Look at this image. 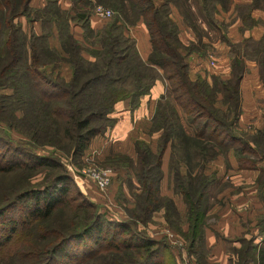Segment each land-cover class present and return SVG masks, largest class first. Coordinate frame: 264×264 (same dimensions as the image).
<instances>
[{"label": "trees", "instance_id": "1", "mask_svg": "<svg viewBox=\"0 0 264 264\" xmlns=\"http://www.w3.org/2000/svg\"><path fill=\"white\" fill-rule=\"evenodd\" d=\"M191 1L198 7L195 15L218 28L216 15L232 2L71 0L72 13L60 8L59 0H45L36 9L31 0H0V89L13 90L9 94L0 93V121L26 136L29 140L26 142L35 144L34 148L56 149L78 159L94 135L115 123L117 100L129 98L134 109L156 80L167 83V91L155 101L150 116L149 131L158 133L156 149L143 138L134 141L138 189L132 195V207L126 209V218L111 221L95 209L92 201L75 195L66 198L70 177L62 171L42 186L23 187L15 193L16 197L30 198L32 207L23 217L25 221L9 218L8 225L1 224L7 228L6 234H0V246L19 232L18 223H26L23 230L29 239L24 246L18 239L19 243L14 244L17 250L1 259L0 264L12 262L13 255L18 254L29 258L25 264H87L99 256L95 251L101 241L111 264H161L169 243L146 233L140 226L144 228L161 206L166 210L165 218L168 209L177 210L172 197L161 196L159 192L167 148L172 191L179 193L186 204L187 228L182 234L187 239L188 251L194 253L202 247L208 187L215 178L213 171H205L209 159L231 150L239 167L252 168L258 159L264 158V121L245 137L238 133L242 130L238 118L240 81L247 69L245 60L256 62L264 86V29L258 38L244 36L234 41L224 33L222 37L229 46V75L191 77L188 55L194 49L204 52L208 44L204 43L202 50L194 48V42L184 47L178 22L172 15L176 9L185 23L194 25ZM95 3L113 11L100 27H93L90 22V9ZM258 3L259 0L234 3L236 16L244 25L261 22L264 26L263 19H255L250 13ZM33 9L37 13L34 20L41 23L40 32L33 27L26 31L16 21L19 15H28ZM140 20L151 45L145 59L135 37L128 32V27ZM74 21L82 23L80 37L72 30ZM54 31L57 45L50 41ZM62 62L70 66L68 77L61 72ZM23 144L0 136V146L4 148L0 152V171L63 167L53 155L38 153ZM252 153L260 158L253 159ZM180 164L185 166L184 173L180 172ZM260 172L256 191L264 201V166ZM161 197L166 201L163 205L159 204ZM10 203L0 205V214ZM60 206L74 207L69 221L54 218L64 215L58 209ZM259 221H264V214ZM241 242L238 264H246L255 256L256 243L247 239ZM257 252L264 264V246ZM196 262L205 263L203 253L196 257Z\"/></svg>", "mask_w": 264, "mask_h": 264}, {"label": "rangeland", "instance_id": "2", "mask_svg": "<svg viewBox=\"0 0 264 264\" xmlns=\"http://www.w3.org/2000/svg\"><path fill=\"white\" fill-rule=\"evenodd\" d=\"M44 1L45 0H31V5L34 9H36L38 7H41L44 4ZM59 3L60 8L66 9L68 10V12L73 13V10L71 9V0H59ZM97 5H101L110 9L109 6L97 3H95L91 7L90 22L93 27H100L103 22H105V20L111 16H105L96 13L94 9ZM191 5L193 7L192 10L194 11L192 12L194 25H189L185 23V21L180 16L179 12L176 10V19L179 21V23L187 26L191 31V38L185 41L182 40V42L184 43V47L186 45H189L188 47H190L192 42H194L193 47L202 50L204 48L203 44H208L204 52L196 51L198 49H194L195 51L188 55V61L191 65L192 71H203L206 75H208V77L213 73L219 74L220 76H224L220 70H222V68L224 67L225 62L227 63L230 59L228 55L229 46L222 37L225 31L227 32V24L224 20L219 19L218 25L220 28H218L217 26L213 27L212 25H207L205 21L201 19V17L195 15V13H197L196 10L198 9L197 4L191 1ZM256 8H259L260 10L264 11L263 0H259V3ZM34 9L31 10L28 15H19L16 18V21L19 22L26 31H29L30 28L33 27L36 32H40L41 23L39 20H34V18L37 16V13ZM231 9L234 10L233 0L229 4V7L227 9H222L219 12L224 11L225 13L229 12L230 14H232ZM228 19H231V16L228 17ZM220 22H222V24L225 23V25H222ZM130 27L131 26L128 27V32L130 36H132L129 30ZM72 30L74 31L75 35L77 34V36L80 37L83 33L82 23L79 21H74L72 23ZM53 37L57 39L56 31H54V34L50 36L51 43H54ZM196 39L199 40L196 41ZM200 41H202L203 43H201ZM218 41H221V43H224L225 45L222 55L219 54V49L216 46ZM67 64L68 63L64 64L61 71L62 74L64 71L67 72V75L65 77H68L71 72L70 66L68 64V69ZM65 66L67 67V69L65 68ZM46 67L49 68L50 65H47ZM256 80L257 79L255 78L254 84ZM160 86L162 88L159 89V92L157 94V87H152L150 89L149 94L142 96L140 99L141 103L143 98L147 97L148 104L142 106V110H144V113H146L147 115H149V113L151 112L150 109H152V104L158 99L157 97L160 96L161 93L167 91L166 81H164V84L160 81ZM12 91V88L9 87L0 89V93L9 94ZM121 99L122 101L119 102V100ZM121 99L117 100L119 102L118 104L116 101V108L113 112V116L116 119L115 123L108 127L105 131L94 135L91 138L87 147L84 149L83 153L80 155V157H78V159H72L69 156L65 155V153L60 152L56 149L50 150V148H48L49 151H46L37 146H35L36 148H34V146L32 145L35 144H33L32 142H30L32 144L26 142L29 141L26 136L14 130L13 128H11V126L7 125L3 121H0V136L8 138L11 142L14 143H25L23 145L26 146V148H29L38 153H49L63 164L62 168L38 167V169L36 170L28 169L27 171L22 169H15L14 171L10 172L0 171V205H6L11 201L10 205L8 206L9 208H7L2 214H0V234H6L5 229L7 228V226H1L2 223L7 224L6 222L9 218L25 221L23 217H25L28 210L32 207V200L30 198H20V196L16 197L15 193L23 187L42 186L47 183L48 178H51L54 174L60 173L62 171H65L70 177L68 182L69 189L66 194V198L75 195L78 198L82 196L83 198L92 201L95 204V209L100 211L108 220L113 221L117 219L126 218V209L132 207V195L138 189L137 180L134 174L137 168L134 141L137 138H143V140L148 142L150 146L152 145L153 150H155L158 141V133L152 132L151 130L149 131V128L151 126V115L146 118L142 116L140 118H137L135 116V114L139 111L140 103L136 108L132 109L130 106L129 98L125 99L126 104L125 100H123L124 98ZM146 114H144V116ZM121 131L125 133L122 136H120L119 134ZM251 131L253 132L254 130L252 128L242 127V130H239L238 133L245 137ZM96 141L99 144H96ZM3 149L4 148L0 146V152L3 151ZM230 151L231 150H228L226 155L220 153L215 155L214 157L210 158L206 164V173L210 171H213L215 173V178L208 187L209 192L208 197L206 199L208 209L205 213L206 224L213 225V223L217 222V219H219V217L221 216V213L219 215L217 214L218 209L221 206L222 210L225 209L223 215H227L229 218L231 217V215H236V213L238 212L234 208L233 204L230 203L229 197L227 196L232 192L238 191L239 188L242 187V184L233 182L228 176L232 173L231 171L234 170L230 165L231 159L236 160V158L231 154L232 151ZM250 155L253 156V159L256 160L257 158H260L257 153H252ZM261 160H264V158ZM82 167H96L109 169L108 183L105 186L100 187L96 182L95 178L88 174H84L80 170ZM184 167L185 166L183 164H180L181 173H184ZM228 168H230V170ZM226 173L228 175H226ZM260 173L262 172L259 171L257 176H259ZM166 179L169 185L168 191L163 190L165 192L163 193L161 190L160 195L162 194L161 196L167 198L171 195L174 197V199H172L174 200L177 209L176 212L171 209H168L167 212L169 214L166 219L164 216L165 208L164 206H161L159 209L153 212L151 221L148 222L144 228L142 226L140 227L141 230L145 231L146 233H149L154 237H162V239H165L169 244L172 245L175 254L177 253V251H179L181 252V255H183V258L181 257V259H179V261L181 262L180 264H187L190 258L192 259L194 257L196 259V257L201 256L202 253L203 255H206L207 251L204 246H200L199 248H197V253H191L190 251H188L187 239L182 234V232H185L187 228V225L185 223L186 204L179 193L172 192V181L170 178V174L166 177ZM164 188L165 187H163V189ZM164 197H161L159 199V204L163 205V203L166 202L165 199H163ZM248 198L249 200L254 199L251 197ZM246 204H248L247 200H243V204L241 207L243 208V210H245L243 205ZM58 209L63 210L64 215H55L56 217L54 218H59L60 220L64 218L66 221H69V219L72 218V214L70 212H73L75 210L73 206H60ZM242 212L243 216L241 217L239 223L241 224L243 229L241 232L233 235V238L240 240L247 239V241L250 240L252 243H256L255 241L261 240L258 244H264V221H259L260 215L264 214V209L254 212V214L248 213V211ZM73 218L75 223L76 218ZM168 220L170 221L168 222ZM25 224L26 223H18L20 229L19 232L14 233L12 239H9L7 242L4 243V245L0 246V262L1 259H5L9 254L14 253L17 250H15L14 244L19 243L18 239H20L23 246L25 245V243H27L29 238L25 235V230H23L25 228ZM19 234H21V237L19 236ZM24 237L25 240H22ZM35 241L36 239L33 238L32 242ZM102 243H104V241H101V246H96L97 250L95 251V253H99V256L93 258L87 264H111L109 262L111 259L109 252H107V250L104 248L105 245ZM74 247H76L77 251L79 250L77 245ZM190 253L192 254L191 257L188 256ZM255 254H257L256 256L258 257L260 256L257 251H255ZM164 256L167 259L166 264H175L171 256H169L167 252H165ZM28 261L30 260L29 258L25 257V255L18 254L13 255L12 262H9L7 264H25ZM72 263L73 262H71V264Z\"/></svg>", "mask_w": 264, "mask_h": 264}, {"label": "crops", "instance_id": "3", "mask_svg": "<svg viewBox=\"0 0 264 264\" xmlns=\"http://www.w3.org/2000/svg\"><path fill=\"white\" fill-rule=\"evenodd\" d=\"M250 1L251 0H233L234 3L250 2ZM231 10H232V14H230L229 12L225 13L224 11H222L216 15L218 19L224 20L225 23L227 24V28H226L227 32L225 31L227 37H229L233 41L239 40L244 36H252L254 38L260 37L264 29V26L262 25L261 22H256L250 26H246L242 22L241 18L239 16H236L235 10L233 9ZM250 13L253 18L264 20L263 10H260L259 8L255 7L251 9ZM172 15L174 19L177 18L176 9H173ZM230 16H231V19H228V17ZM177 22L180 28L181 40L185 41L187 39H190L191 31L189 30V28L185 26L184 24L179 23L178 20ZM129 30L132 36L135 37L136 39L137 48L141 56L145 59L149 53L151 45L149 41L148 32H147V29L144 23L141 20L137 21V23L131 26ZM53 40H54V44L57 45V40L55 38ZM216 46L219 49V54L222 55L224 51V46H225L224 43H221V41H218ZM65 63L66 62L61 63V67H60L61 70ZM245 63H246L247 69L245 70L241 78V81H240L241 112L238 118V125L243 128L247 127V128H252L253 130H255L256 128L260 127L264 121V86L261 80L259 79L258 68H257L256 62L254 60L247 59L245 60ZM67 67H68V64H67ZM67 67L65 66L66 69ZM220 71L222 72L224 76L229 75L230 59L228 60L227 63L225 62L224 67ZM63 74L66 76L67 72L64 71ZM197 74L208 77V75H206L203 71H200V72L192 71L191 65L189 63V75L191 77H195ZM255 78L257 80L254 84ZM160 81L164 84L163 80H156L155 84L153 85V88L157 87L156 94L159 92V89L162 88L160 86ZM125 99L127 98H124L123 100ZM121 101L122 99L119 100V102ZM119 102L117 101V104ZM125 104H126V100H125ZM147 104H148L147 97L143 98L139 106V111L137 110L138 112L135 114L137 118H140L141 116L146 118L149 115H151V112L154 109L155 102L152 104V109H150L151 112L149 113V115L144 113V110H142V106L143 105L145 106ZM144 114L146 115L144 116ZM119 134L120 136H122L125 133L121 131ZM96 144H99V143L97 142ZM168 161H169V148H167L163 154L162 166H161L162 171H163V176H162L163 182L161 179L160 184H159V192H161L162 190L163 193H165L163 190L168 191V188H169L168 181L166 179V177L169 175ZM230 165L234 170L231 171L232 172L231 174L228 175L226 173V175H228L233 182L242 184V187H240L238 191L232 192L227 195L229 197L230 203L233 204L234 208L238 212L236 213V215L235 214L231 215V217L229 218L227 215H223L225 212V209L222 210V206H221L217 212L218 215L221 213V216L219 217V219H217V222L213 223V225L206 224V223L204 224V227H203L204 228V240L202 242V246H204V248L207 251L206 255H203V260L205 262L204 264H238L239 256H238L237 250L241 247L242 242L240 239L233 238V235L241 232L243 229V227L239 223L241 220V217L243 216L242 211H245V212L248 211V213L254 214V212L264 209V201L259 197L256 191L257 175L260 169L264 166V160H258L256 162V166L252 168L239 167L237 164V161L234 159H231ZM228 169L230 170V168ZM163 187L165 188L163 189ZM248 197L254 198L255 200L254 199L249 200ZM172 198L174 199L173 196ZM243 200H247V203H248L246 205H243L245 210L241 208L243 204ZM248 213H245V214H248ZM260 241H255L257 250L259 249V247L264 246V244L262 245L258 244L260 243ZM166 252L169 254V256H171L175 264L181 263L179 259H181L183 255H181V252L179 251H177V253L175 254L174 248L172 247L171 244H169ZM256 255L257 254H255L254 258H252L251 260H248L246 264H263L260 261V258ZM188 256L191 257L192 254L190 253ZM166 262H167V259L164 256L161 264H166ZM187 264H197L196 259L194 257L192 259L190 258Z\"/></svg>", "mask_w": 264, "mask_h": 264}, {"label": "built area", "instance_id": "4", "mask_svg": "<svg viewBox=\"0 0 264 264\" xmlns=\"http://www.w3.org/2000/svg\"><path fill=\"white\" fill-rule=\"evenodd\" d=\"M94 11L98 14H102L105 16H110L113 14V11L107 7H103L101 5H97L94 9ZM84 174H88L90 176H92L93 178H95L96 182L98 183V185L100 187L105 186L109 179V169L107 168H96V167H88V168H84L82 167L80 169Z\"/></svg>", "mask_w": 264, "mask_h": 264}]
</instances>
